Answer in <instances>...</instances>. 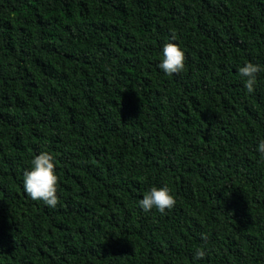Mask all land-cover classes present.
<instances>
[{"label": "trees", "instance_id": "16d2710c", "mask_svg": "<svg viewBox=\"0 0 264 264\" xmlns=\"http://www.w3.org/2000/svg\"><path fill=\"white\" fill-rule=\"evenodd\" d=\"M262 140L264 0H0V264H264ZM42 152L55 208L23 187Z\"/></svg>", "mask_w": 264, "mask_h": 264}, {"label": "clouds", "instance_id": "9594fccd", "mask_svg": "<svg viewBox=\"0 0 264 264\" xmlns=\"http://www.w3.org/2000/svg\"><path fill=\"white\" fill-rule=\"evenodd\" d=\"M172 39H175L173 34ZM185 67V53L181 47L173 42L165 43L163 47V58L159 68L167 75L178 74ZM259 65L247 62L239 68V75L244 78L248 93L254 92L257 83V74L261 71ZM258 151L264 155V140L259 143ZM54 157L48 152H42L31 161V170L24 172L23 187L26 194L35 201H43L49 207L55 208L59 203L57 195L58 176L55 172ZM176 203L175 197L169 188L152 187L146 192L143 199L139 201L140 207L149 212L153 208L163 214L171 209ZM202 239L207 241V236L202 234ZM205 256L203 248L198 249L194 259L199 261Z\"/></svg>", "mask_w": 264, "mask_h": 264}]
</instances>
